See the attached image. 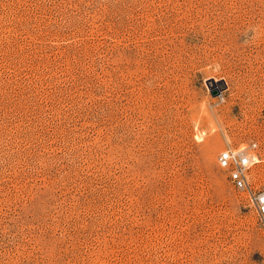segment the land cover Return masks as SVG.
<instances>
[{
    "label": "rangeland",
    "instance_id": "rangeland-1",
    "mask_svg": "<svg viewBox=\"0 0 264 264\" xmlns=\"http://www.w3.org/2000/svg\"><path fill=\"white\" fill-rule=\"evenodd\" d=\"M253 142L264 0H0V264H264Z\"/></svg>",
    "mask_w": 264,
    "mask_h": 264
},
{
    "label": "built area",
    "instance_id": "built-area-1",
    "mask_svg": "<svg viewBox=\"0 0 264 264\" xmlns=\"http://www.w3.org/2000/svg\"><path fill=\"white\" fill-rule=\"evenodd\" d=\"M256 148V142L248 147L227 146L218 155V164L228 172L234 187L247 194L259 219L264 223V188H257L249 180L252 165L258 160Z\"/></svg>",
    "mask_w": 264,
    "mask_h": 264
}]
</instances>
